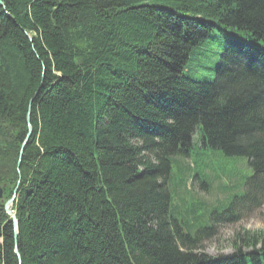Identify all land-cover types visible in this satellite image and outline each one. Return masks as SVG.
Returning a JSON list of instances; mask_svg holds the SVG:
<instances>
[{"label": "trees", "instance_id": "16d2710c", "mask_svg": "<svg viewBox=\"0 0 264 264\" xmlns=\"http://www.w3.org/2000/svg\"><path fill=\"white\" fill-rule=\"evenodd\" d=\"M216 43L214 78L188 77ZM210 151L251 176L188 224L172 194L229 174ZM0 190V264H264V230L200 246L264 204V0H0Z\"/></svg>", "mask_w": 264, "mask_h": 264}, {"label": "rangeland", "instance_id": "374dc122", "mask_svg": "<svg viewBox=\"0 0 264 264\" xmlns=\"http://www.w3.org/2000/svg\"><path fill=\"white\" fill-rule=\"evenodd\" d=\"M205 50L206 52L198 56L190 65L191 68L188 70V77L199 81H208L214 78L213 69L215 64L218 62L219 57L211 51L214 50L219 54L221 49L216 43L206 46ZM196 141L197 136L195 134L194 142L196 143ZM201 152L204 154L206 153L205 150ZM210 153L211 154H208L209 164L214 166L216 169L221 168L228 171L229 174L235 176L234 178L236 180H233V178L229 177L227 174V176H222L220 179H216L211 170L206 171V175L212 178V185L210 191H208V189L205 191L200 189L199 181L188 178L187 192L179 194V198L181 199V197H183V201H185V203L175 199L172 194V204L177 207V211L179 213L177 215L178 219L184 220V222H187L188 224L193 223L196 216L203 215L202 213L204 211L201 207L196 206L195 202H197V200L208 205L213 204L218 200L221 201L226 197V195L222 192V189H224L225 186L229 188L234 186L233 188H236V190H234V194L238 196L240 195V192H243L240 187L244 183V179L251 174L246 159L241 158L237 159L236 162H233L231 159L222 157L218 151H210ZM202 158L203 156L198 159ZM179 162H181L182 165L191 167V161L189 159L183 158L178 160V166L181 165ZM193 170L198 171L199 166L196 164ZM172 174H175V181H178L180 174L178 167L175 164L172 165ZM188 192L193 195V198L186 196V193ZM245 205V203L240 204L237 202L234 204L231 212L219 213L217 216L209 218L211 221L207 220L209 225L212 224V220H214V218L217 219L218 223L215 225V235L201 243L200 246L203 253L210 257H215L221 254H230L233 250L231 247L232 239L236 234L241 231L260 232L264 230V204L251 211H247ZM187 213H189V215H187ZM235 216H239L237 220L228 222ZM201 226L206 225L202 223L197 227V229Z\"/></svg>", "mask_w": 264, "mask_h": 264}, {"label": "water", "instance_id": "95a60500", "mask_svg": "<svg viewBox=\"0 0 264 264\" xmlns=\"http://www.w3.org/2000/svg\"><path fill=\"white\" fill-rule=\"evenodd\" d=\"M31 131H32L31 127L28 126V134H27L26 140H27L28 137L30 136ZM26 140H25V143H26ZM25 143H24V144H25ZM16 193H17V187H16L15 190L13 191V195H12V197H11V198L5 203V205H4V210H5L6 214H7L8 216H10V218H11L12 225H13V228H14V236H15V237H16L17 234H18V230H17V220H16L15 216L13 215V212L11 211V208H12L13 202H14V200H15ZM0 198H1V191H0ZM16 254H17V257H18V261H19V263H21V260H20V257H19V255H18L17 251H16Z\"/></svg>", "mask_w": 264, "mask_h": 264}]
</instances>
